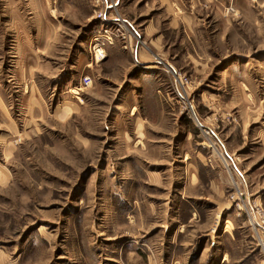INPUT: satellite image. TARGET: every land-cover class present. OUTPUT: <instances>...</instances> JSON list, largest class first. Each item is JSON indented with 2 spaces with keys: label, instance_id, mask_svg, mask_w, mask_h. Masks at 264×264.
<instances>
[{
  "label": "rangeland",
  "instance_id": "rangeland-1",
  "mask_svg": "<svg viewBox=\"0 0 264 264\" xmlns=\"http://www.w3.org/2000/svg\"><path fill=\"white\" fill-rule=\"evenodd\" d=\"M113 1L0 0V264H264V0Z\"/></svg>",
  "mask_w": 264,
  "mask_h": 264
},
{
  "label": "built area",
  "instance_id": "built-area-1",
  "mask_svg": "<svg viewBox=\"0 0 264 264\" xmlns=\"http://www.w3.org/2000/svg\"><path fill=\"white\" fill-rule=\"evenodd\" d=\"M92 2L94 3V5L96 7H100V10H98V17L102 20L105 21L106 19V14H105V10L106 9H113L114 7H116L115 2L112 0L111 3H107L106 0H92ZM109 21V20H108ZM111 22V21H109ZM108 22V23H109ZM119 23V25H118ZM117 25H118V29L116 30L117 33H114L115 31H113V27H110L111 29H109V27H105L104 34H103V39L104 42L100 41V38L97 37L95 38V57L98 60H103L105 59V45H112L114 43V39L115 38H122V39H126L127 35H125L124 33L121 32V30H124V26L122 24H125L124 21L121 19L120 21H118ZM113 25V24H112ZM111 26V25H110ZM82 82L81 85L84 88H88L91 85L92 79H90L89 77H83L82 78ZM260 247H262L263 251H264V238L260 237Z\"/></svg>",
  "mask_w": 264,
  "mask_h": 264
}]
</instances>
